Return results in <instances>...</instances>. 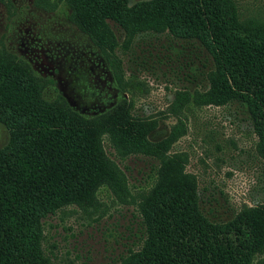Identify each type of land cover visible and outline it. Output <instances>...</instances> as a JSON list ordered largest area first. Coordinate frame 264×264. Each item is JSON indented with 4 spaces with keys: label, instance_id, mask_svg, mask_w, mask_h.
Instances as JSON below:
<instances>
[{
    "label": "trees",
    "instance_id": "16d2710c",
    "mask_svg": "<svg viewBox=\"0 0 264 264\" xmlns=\"http://www.w3.org/2000/svg\"><path fill=\"white\" fill-rule=\"evenodd\" d=\"M68 1L75 20L97 38L108 18L130 40L139 30L199 38L214 58L209 89L178 92L173 107L243 102L264 159V21L244 17L237 0H140L131 6L129 0ZM14 59L7 49L0 52V121L11 132L0 148V264H51L45 217L70 205L95 206L102 189L117 195L127 189L126 173L106 151L104 134L121 158L142 153L159 160L139 205L143 245L123 264H258L264 204L244 205L227 222L204 214L197 178L186 170L187 153L169 151L187 132L184 121L159 141L149 139L156 121L134 118L123 107L103 116L105 122L89 121L64 100L62 106L46 99L40 78Z\"/></svg>",
    "mask_w": 264,
    "mask_h": 264
},
{
    "label": "rangeland",
    "instance_id": "374dc122",
    "mask_svg": "<svg viewBox=\"0 0 264 264\" xmlns=\"http://www.w3.org/2000/svg\"><path fill=\"white\" fill-rule=\"evenodd\" d=\"M138 1L129 0V5ZM237 1L244 17L264 21V0ZM12 2L0 0V23L3 4L11 6ZM35 3L56 18L64 19L71 13L75 19L68 0H35ZM84 26H87L85 22ZM101 27L103 34L99 39L118 58L117 66L128 85L129 112L133 117L143 115L157 121L149 139L169 135L180 119L186 124L187 132L172 143L169 151L187 153L186 170L197 178L204 214L213 221L227 222L244 205L264 204V159L256 149L259 137L248 107L239 100L221 106H197L191 101L182 111L173 107L178 90L187 84L192 91L209 89L208 74L214 65L208 51L202 47L199 52L196 39L176 38L169 30H139L130 40L126 29L111 18ZM174 43L180 49L179 53L172 50ZM149 45L151 47H147ZM4 49L7 48L2 38L0 52ZM146 49L148 53L144 52ZM193 54L197 58L200 54L205 62L199 83L181 78L184 65ZM14 56L20 63L21 59ZM144 56L147 60L142 58ZM38 83L43 91L44 81L38 79ZM54 101L58 105L64 104L62 99ZM104 119L100 117L97 121L105 122ZM103 139L108 154L126 173L127 189L120 195L102 189L95 206L70 205L45 217L44 249L51 264H123L143 245L144 226L139 205L144 189L150 184L151 171L159 166V160L142 153L121 158L111 145L110 136L104 134ZM10 140V129L0 121V148ZM258 258V264H264V254Z\"/></svg>",
    "mask_w": 264,
    "mask_h": 264
},
{
    "label": "flooded vegetation",
    "instance_id": "af4514ba",
    "mask_svg": "<svg viewBox=\"0 0 264 264\" xmlns=\"http://www.w3.org/2000/svg\"><path fill=\"white\" fill-rule=\"evenodd\" d=\"M12 1L11 6L3 4L0 39L3 38L6 48L24 60L33 73L44 81L42 93L46 99L64 100L89 121L115 115L122 107L129 110L127 102L131 95L117 66L118 58L106 48L103 40L96 38L89 29L80 25L71 13L67 18L59 19L52 12L37 5L35 0ZM172 34L176 38L196 39L199 52L202 47L208 51L214 65L211 52L199 38ZM138 40L137 44L141 38ZM174 45L172 50L179 53L180 49L176 43ZM152 47L156 48L155 45ZM144 52L148 53L149 50ZM146 56L142 58L147 60ZM197 56L198 58L193 54L184 65L185 71L181 75L184 81L200 82L205 62L200 54ZM178 72L181 69L178 68ZM189 90L192 91L187 84L178 92ZM196 92L198 91H192L193 94ZM134 118L156 121L153 120L154 117L143 115ZM167 136L152 141H159Z\"/></svg>",
    "mask_w": 264,
    "mask_h": 264
}]
</instances>
